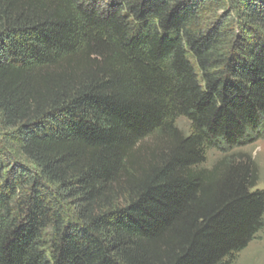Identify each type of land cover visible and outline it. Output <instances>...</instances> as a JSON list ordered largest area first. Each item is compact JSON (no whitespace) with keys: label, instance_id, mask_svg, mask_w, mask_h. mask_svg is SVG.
<instances>
[{"label":"trees","instance_id":"1","mask_svg":"<svg viewBox=\"0 0 264 264\" xmlns=\"http://www.w3.org/2000/svg\"><path fill=\"white\" fill-rule=\"evenodd\" d=\"M235 1L237 22L214 0H0V123L35 166L0 172V264H224L250 245L256 170L200 168L264 138V0ZM155 135L171 146L141 168Z\"/></svg>","mask_w":264,"mask_h":264},{"label":"rangeland","instance_id":"2","mask_svg":"<svg viewBox=\"0 0 264 264\" xmlns=\"http://www.w3.org/2000/svg\"><path fill=\"white\" fill-rule=\"evenodd\" d=\"M91 1L96 3L106 2V0ZM239 13L238 4L235 0H214L215 17L228 19V16H230L237 22ZM177 126L184 135H189L192 132L191 123L185 118L179 119ZM10 132V130L4 129L0 123V172L2 171L4 176L7 175L11 167L16 165H23L28 169L35 168L34 165L28 163L16 153L12 143L6 141V134ZM170 146L171 143L167 138H161L157 135L143 141L137 147V159L140 167L143 168L158 161L160 154L166 152ZM231 158L236 159L238 162L251 163V166L256 170L257 186L255 189L264 191V138H259L251 144L229 152L209 150L206 163L200 168L207 173L216 171L221 173L225 170L228 159ZM67 208L72 211V214H75L73 203L67 204ZM53 233V229L48 228L44 234V245L47 250L51 249ZM224 264H264V229L244 251L234 254L231 258L225 260Z\"/></svg>","mask_w":264,"mask_h":264}]
</instances>
